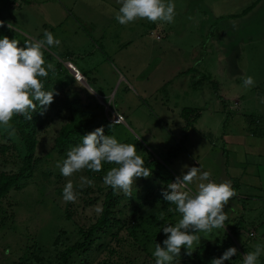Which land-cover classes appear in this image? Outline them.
<instances>
[{
    "label": "rangeland",
    "instance_id": "obj_1",
    "mask_svg": "<svg viewBox=\"0 0 264 264\" xmlns=\"http://www.w3.org/2000/svg\"><path fill=\"white\" fill-rule=\"evenodd\" d=\"M2 1L0 6H3ZM255 1L173 0L176 14L172 23L138 19L121 25L116 19H104L105 25L100 28L103 33L84 24L85 31L95 42L75 51L88 57L77 58L73 64L82 74L96 70L102 89L88 82L86 75L85 82H74L70 69L58 75L55 65V73L50 71L48 77L41 80L46 82L48 90H55L58 95L46 109L37 107L30 113L38 117L36 123L28 122L21 115L14 117L12 128L0 126V169L3 171L18 172L23 166L26 145L19 132L21 119L25 120L22 130L37 140V162L32 178L20 189L12 190L0 203V264H59L61 252L76 243H84L88 229L101 216L110 190L103 177L117 165L104 163L100 172L84 169L71 177L61 174L56 163L66 159L67 152L74 147L69 146L61 153L56 146L61 128L72 116L70 109L58 103L63 92H68L70 102L75 97L83 101L87 97L96 98L102 106L104 121L111 122L114 111L118 110L124 114L135 111L139 119L145 120L141 128L147 125V117L158 116L168 124L157 128L148 123L147 134L131 123L113 126L111 136L118 142L135 144L151 175L136 180L131 196L115 191L118 210L122 211L117 217L122 224L96 236L100 239L91 250L80 252L72 258V264H155V244L163 246L167 238L162 227L174 225L181 218L179 213L169 211L175 205L164 200L162 192L184 173L181 166L185 162L189 167L199 163L203 171L211 172L210 179L216 183L232 182L227 173L228 158L232 176L243 175L246 162L249 174L264 172V2L246 17L228 18ZM6 12H28L22 18L15 17L17 19L0 13V20L5 22L0 27V38L17 39L21 47L29 39H44V31L51 32V23L63 22L65 14L69 17L68 12L64 14L57 7L48 9L47 17L40 13L38 6L25 12L8 6ZM95 12L90 11L94 19ZM18 20L20 25L16 23ZM8 22L16 30H10ZM55 26L56 39L69 37ZM67 45L63 43L61 49L54 46L46 49V63H51L47 60L51 56L55 63L59 61L67 67L66 62L72 61L64 58ZM189 69L193 71L180 74ZM151 74L154 85L150 82L149 90L159 86L162 78L170 82L147 102L137 99L145 86L147 89L144 79ZM246 76L254 78V85L244 86ZM62 79L67 83L65 86L61 84ZM185 108L193 110L194 114L188 117L191 125L196 123L193 127L187 121L185 124V117L180 115ZM80 143L82 138L77 145ZM82 176L93 180L94 186L81 188ZM69 179L78 193L74 203L63 199V188ZM196 183L190 185L193 191ZM243 196V193L235 194L225 206L228 220L223 228L199 234L201 239L194 244L192 255L201 247H218L229 240L238 253L225 264H243L246 252L254 251L257 243L264 244V227L259 229V238L249 237L248 240L246 236L247 228L254 221L251 217L264 218V203L259 204L262 206L259 208L256 203L247 204L240 198ZM247 206L248 217L246 215L243 221V229L233 236L231 233L242 223L240 217ZM225 251L202 257L206 264H211ZM186 252L187 249H181L179 259L184 260L178 264H199ZM258 264H264V254Z\"/></svg>",
    "mask_w": 264,
    "mask_h": 264
},
{
    "label": "clouds",
    "instance_id": "obj_2",
    "mask_svg": "<svg viewBox=\"0 0 264 264\" xmlns=\"http://www.w3.org/2000/svg\"><path fill=\"white\" fill-rule=\"evenodd\" d=\"M120 8L115 19L121 25H128L138 19H146L153 23L174 22L176 5L173 0H118ZM4 21L0 20V27ZM10 30L13 28L8 22ZM44 39H29L20 46V41L7 36L0 38V126L10 129L16 116H24L31 120L30 113L37 107L46 109L58 95L55 90H44L41 78H46L49 72L55 73V65L46 63L44 51L53 46H59L61 41L52 32L45 30ZM254 78L246 76L245 87L254 85ZM38 102V103H37ZM67 158L57 161L64 177L88 169L100 172L104 163L115 164L103 177L106 185L115 191H122L131 196L132 187L138 178H148L149 168L135 144L118 142L115 136L105 135L104 127L96 128L82 137V143L72 147L67 152ZM186 171L178 176L175 182L167 185L162 192L164 200L175 205L174 211L180 214V219L173 224L162 227L167 238L163 246L156 243L153 251L155 264H174L179 260L181 249H187L186 255L191 256L193 246L200 241V233H210L213 229H221L228 220L225 206L235 196L231 182L216 183L211 180V172L199 167L184 166ZM81 185L94 186V181L81 177ZM194 182L195 191L190 187ZM78 193L74 190L72 180H68L63 188L65 202H75ZM99 211V209H98ZM164 219L163 216L160 217ZM198 233V234H197ZM238 253L237 248H228L221 257L214 258L211 264H225ZM264 254V244L257 243L254 251L246 252L243 264H258L259 257Z\"/></svg>",
    "mask_w": 264,
    "mask_h": 264
},
{
    "label": "crops",
    "instance_id": "obj_3",
    "mask_svg": "<svg viewBox=\"0 0 264 264\" xmlns=\"http://www.w3.org/2000/svg\"><path fill=\"white\" fill-rule=\"evenodd\" d=\"M2 1V0H1ZM264 2V0H262L260 3ZM3 6H0V13L1 15H8L9 17H11V19H17L15 17L18 18H22L21 16H24L27 13H16V14H12V13H8L6 14V10L9 6V8L12 9H19L21 12H25V11H30L33 6H38L40 13H42L43 15H46V11L48 9L51 8H59L64 14L66 12L69 13V17H67V14L64 15V20H62L63 22H57V24H53L51 23L50 25H52L51 27V32L55 33V29H54V25L55 28H61V30H64V32L69 35V37H67L65 40H61L60 45L54 46L56 47V49H61V45L63 43H67V47H64L65 50V55L64 58H69L70 60L75 61V59H84L87 58L88 55H83L82 52L76 53L75 51H80V49H84L85 47H88L91 42H95L93 38H91V34H88V32L85 31L84 28V24H90L94 27L95 31L98 30L101 33L102 29H100L101 27H104V22L102 20L104 19H110L109 21L115 20V14L116 12H118L119 8H120V4L118 3V0H3L2 1ZM259 3V4H260ZM258 4V5H259ZM257 5V6H258ZM256 6V7H257ZM96 11L95 13H97V16H95L96 18H92L93 16H91L90 11ZM251 13V12H250ZM249 13V14H250ZM0 15V17H1ZM246 17V16H245ZM38 18V17H37ZM243 18V17H242ZM239 19V18H237ZM17 21V20H15ZM17 24L20 25V22L18 20V22H16ZM67 24H69V27L67 28ZM46 26H48L47 23H45V28H47ZM66 28V29H65ZM140 37V34H139ZM92 39V40H91ZM106 59H110L109 56L105 55ZM76 64V63H75ZM161 65L158 64L156 66V68L153 70L154 72L156 70H158L159 66ZM192 69H189L188 71H184L181 72L180 74L183 73V75L189 74V71H191ZM86 72V71H85ZM153 72V73H154ZM179 74V75H180ZM86 77H87V81H92L94 85L99 86V84L101 83V77L98 76L97 71L94 70L92 72L87 71L86 72ZM170 79V78H169ZM144 81L147 84V89L149 87V83L151 82L154 85V80L152 79V74L150 76H147ZM138 82H141L138 80ZM170 82V80H165L164 78L161 79L159 86H157L155 89H151V90H147L146 86L144 87V89L140 92V94H137L138 97H136L137 99H141L145 102H147L148 99H151L153 97H155L157 95V93L159 92V90L163 87H165L166 83L168 84ZM100 89H102L101 86H99ZM102 95V97H106V94L104 93H100ZM146 105V104H145ZM149 106V104H147ZM191 111L193 112V110L189 109V108H185L182 109V111L180 112L181 117H183L185 111ZM132 111V110H131ZM114 112L122 114L125 117V123H131L134 126L140 128V130L145 131V133L147 134L148 131H146L149 127L148 123H153L155 124V126H157V128H161V127H166V122L163 121L162 119H158V116H154V117H147V125L144 128H141V125L146 124L144 121L145 120H141L139 119V117L134 114L135 111L130 112V114H124L118 110H115ZM194 113H191L190 115H193ZM184 119V118H182ZM184 123L186 124V120H184ZM196 124V123H195ZM193 124L192 127L195 125ZM184 129V127H183ZM189 129V128H188ZM197 157V156H196ZM199 154H198V162H200V158H199ZM192 159L194 160V162L196 161L193 157ZM229 158L227 161V173L229 175V179L232 180L231 184L233 188H237V191H235L236 194L243 193V197H240L244 200H246L248 203H256L258 204V207L261 208L262 206H260L259 204H263L264 203V172H260L257 171L258 173H254V174H249L247 172V162L246 164L243 165L242 168L247 174H245V172L243 171V175L240 176H232L231 172H230V163H229ZM185 165L189 166L186 162ZM184 165V166H185ZM184 166H181V169H183V172L186 171V169L184 168ZM199 167V163L195 165ZM235 168V167H234ZM203 170V169H202ZM233 170V169H232ZM246 192V193H244ZM248 211V206L247 208L244 210L243 212V216L240 217V222L242 223H238V226L241 225V227H243V221L246 219V215L248 217L247 214ZM251 219H253L254 221H252L251 226L247 228L248 232L246 234V236L248 237V240L251 238L249 236V234L251 232L255 233V239L259 238L261 235L259 233V229H261L262 227H264V222H262V220H264V218L262 220H260V218L257 216H253L251 217ZM235 223V222H234ZM245 223V222H244ZM236 224V223H235ZM234 226V225H233ZM243 229V228H242ZM250 237V238H249ZM254 240V239H253ZM249 245V243H248Z\"/></svg>",
    "mask_w": 264,
    "mask_h": 264
},
{
    "label": "trees",
    "instance_id": "obj_4",
    "mask_svg": "<svg viewBox=\"0 0 264 264\" xmlns=\"http://www.w3.org/2000/svg\"><path fill=\"white\" fill-rule=\"evenodd\" d=\"M261 1L262 0H256L255 3L248 6L241 13L229 16L228 18L237 19L247 16L256 8V6ZM47 60L56 65V73L58 75L69 72V69L63 63L57 60V62L55 63L53 57L50 56L49 59L47 58ZM192 71L193 69L189 71V73ZM83 75L85 76L86 72H84ZM73 80L75 82L74 78ZM61 81H63V79ZM42 83L44 84V90L49 91L46 87V82ZM61 84L65 86L67 83L63 81ZM67 94L68 92H63L62 97H60V102H58L62 107L70 109L72 113L70 121L61 128L59 137L56 141V146L61 153H64L67 147L77 145L78 140L80 141L83 136L94 131L96 128L104 127L105 135H112L111 129L113 128V126L117 125L111 123L108 120L104 121L105 115L104 117L102 116V106L97 103L96 98L87 97L83 101L75 97L74 101L70 102V97H68ZM85 102L88 103H86L85 105ZM82 107H85L86 109ZM191 113V111L187 110L183 115L189 126L193 125H191V122L188 120V117ZM37 118V116H32L31 120H26L28 122L36 123ZM24 121V119L20 120L19 132L26 145V156L23 162V166L19 169L18 172H6L0 169V203L12 190L20 189L23 184L33 176L34 167L37 162L35 159L37 140L34 136L29 135L22 130V124L24 123ZM187 128L189 127L187 126ZM118 200L119 199H117L115 195V190L110 186V190L105 197L101 216L97 220V222L88 229L84 243H76L75 245L69 246L63 252H61L59 257V264H72V258L78 255L80 252H89L91 250L96 240L100 239V237L96 238V236L106 233L109 229H113L116 226L122 224L123 221L121 220V218L117 217L122 215V211L120 209L118 210ZM241 229L242 227L238 226L234 231H232L231 234L233 236H236L240 233ZM228 242L229 240H224L223 245L218 247L211 245L201 247L189 258L197 259L199 261V264H206L202 255L204 254L206 258H209L210 256L222 250H227L230 247H235L233 243L229 244ZM238 257H240V255H238ZM182 260L184 259L174 261V264H178Z\"/></svg>",
    "mask_w": 264,
    "mask_h": 264
},
{
    "label": "built area",
    "instance_id": "obj_5",
    "mask_svg": "<svg viewBox=\"0 0 264 264\" xmlns=\"http://www.w3.org/2000/svg\"><path fill=\"white\" fill-rule=\"evenodd\" d=\"M66 65L68 67V69H70L74 75V79L77 81V82H85V76L75 67V65L73 64L72 61H67L66 62ZM114 116L111 120V122L115 125H121V124H124L125 123V117L122 115V114H119V113H113ZM249 236L251 238L255 237V233L254 232H251L249 234Z\"/></svg>",
    "mask_w": 264,
    "mask_h": 264
},
{
    "label": "water",
    "instance_id": "obj_6",
    "mask_svg": "<svg viewBox=\"0 0 264 264\" xmlns=\"http://www.w3.org/2000/svg\"><path fill=\"white\" fill-rule=\"evenodd\" d=\"M86 85H87V88L90 89V90L92 91V89L89 87V85H88V84H86Z\"/></svg>",
    "mask_w": 264,
    "mask_h": 264
}]
</instances>
